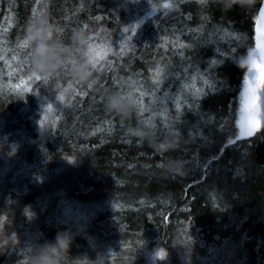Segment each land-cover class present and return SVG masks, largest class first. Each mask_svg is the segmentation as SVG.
Returning <instances> with one entry per match:
<instances>
[{
  "label": "trees",
  "instance_id": "16d2710c",
  "mask_svg": "<svg viewBox=\"0 0 264 264\" xmlns=\"http://www.w3.org/2000/svg\"><path fill=\"white\" fill-rule=\"evenodd\" d=\"M261 2L0 0V264H29L66 228L77 233L66 264H264V128L240 137L248 69L238 66ZM41 17L65 38L88 33L93 86L67 73L33 78L23 41ZM190 44L198 110L181 99L193 82L173 76ZM129 76L145 110L109 113L105 93ZM140 121L179 136V148L162 155L128 135ZM177 157L183 175L165 166Z\"/></svg>",
  "mask_w": 264,
  "mask_h": 264
},
{
  "label": "clouds",
  "instance_id": "9594fccd",
  "mask_svg": "<svg viewBox=\"0 0 264 264\" xmlns=\"http://www.w3.org/2000/svg\"><path fill=\"white\" fill-rule=\"evenodd\" d=\"M225 11L234 7L254 9L261 0H216ZM29 57L31 70L42 77L60 76L64 73L71 75L78 82L88 86L96 83L94 73L96 68L90 58L89 50L91 38L83 29L73 30L65 38L63 30L48 18L41 17L35 20L27 30ZM251 53H241L238 66L247 70L250 65L245 63ZM137 81L131 76L122 81L119 89L107 91L104 96L105 108L109 113L128 117L136 112L140 106L137 95ZM130 136L146 140L158 153L166 154L176 151L180 146V137L169 134L163 138L156 135V125L140 121L128 127ZM166 168L175 175H183L186 171L185 161L180 158H169ZM76 232L66 228L56 233L55 237L45 240L44 243L33 248L29 264H66L71 254Z\"/></svg>",
  "mask_w": 264,
  "mask_h": 264
},
{
  "label": "snow or ice",
  "instance_id": "6c2138e0",
  "mask_svg": "<svg viewBox=\"0 0 264 264\" xmlns=\"http://www.w3.org/2000/svg\"><path fill=\"white\" fill-rule=\"evenodd\" d=\"M201 2L203 3V0H201ZM258 12H259V18L261 19V21H264V6L259 7ZM84 27L87 28L88 26L84 25ZM132 30L134 29H127V28L125 29L126 32L132 31ZM257 33L258 34L256 36V41H257L256 46L251 48L250 58L248 61H245V63H248L250 65L249 79L246 81V83L248 84V87L245 89L244 93L242 94L240 98L241 105H242L240 108V118L241 120L251 118L253 127L256 126V117L264 116V111H261L260 104L258 103L261 100V97L264 96V24H262L261 28L257 29ZM23 45L24 46L28 45L27 39L23 41ZM92 47H93L92 44H90L89 55L94 64V67L97 68L99 61L92 57ZM187 47L193 48L192 56L184 57L183 53L180 54L181 57L183 58V61L178 66V74L176 72H173V76L176 78V83H179L181 80H185V79H189L193 82L191 84L183 83L180 85V92L183 93V96L181 97V99L183 100V103L186 105L187 109H197L198 110L200 99L205 93H204V89L195 87L194 82L196 80V77L191 74L193 71H199V65L196 63L197 53L192 44L187 45ZM257 55H259V60L257 59ZM185 63H186V66H185ZM213 63H215V61H213ZM254 70L258 72V75L256 76L258 83H253V80L251 79V77L255 74ZM157 75L158 76L160 75L159 70L157 71ZM33 78L40 80L41 76L34 75ZM212 79H218V78L212 77ZM159 83H160L159 80L155 81L156 86H159ZM204 83L205 85L210 84L208 75L205 76ZM218 90L219 89L215 87V85L212 86V91L215 92ZM137 91H139V89H137ZM258 92H259V95H258ZM141 95H144V93H142ZM165 95L167 96L168 93H165ZM180 107H181V103L178 100V102L176 103L177 110H179ZM139 109L140 111L145 110V105L142 100H140ZM245 134L251 137L253 135V132L251 129H249L247 133H245L242 129L240 135L243 136ZM262 136H264V133H262ZM29 215L31 214L29 213ZM158 255L163 256L164 253L161 251L160 253H158Z\"/></svg>",
  "mask_w": 264,
  "mask_h": 264
},
{
  "label": "water",
  "instance_id": "95a60500",
  "mask_svg": "<svg viewBox=\"0 0 264 264\" xmlns=\"http://www.w3.org/2000/svg\"><path fill=\"white\" fill-rule=\"evenodd\" d=\"M264 6V0H262L261 2V5L260 7ZM262 24H264V21H261V19L259 18V12L257 14V18H256V21H255V26H254V42H255V45L254 47L256 46V36H257V29L258 28H261ZM257 59L259 60V55H257ZM260 104V109L261 111H264V96L261 97V100L258 102ZM264 116H257L256 117V123L261 120ZM253 127V123H252V119L251 118H248L247 119V124L245 126V129H244V132L247 133V131L249 129H252ZM241 138H247L248 136L245 134L243 136H240Z\"/></svg>",
  "mask_w": 264,
  "mask_h": 264
},
{
  "label": "rangeland",
  "instance_id": "374dc122",
  "mask_svg": "<svg viewBox=\"0 0 264 264\" xmlns=\"http://www.w3.org/2000/svg\"><path fill=\"white\" fill-rule=\"evenodd\" d=\"M254 73L255 74L251 77V79L253 80V83H258L257 78H256V76L258 75V72H256V70H254ZM248 79H249V68H248L246 77H245L244 82H243V87H242L243 89H242L240 98H241L242 94L244 93L245 89L248 87V84L246 83V81ZM258 95H259V92H258ZM241 106H242L241 105V99H239V118H240V108H241ZM247 119L241 120V118H240V122H241V126H242L243 131H244L245 126L247 124ZM263 128H264V117L261 120H259L256 123V126L255 127H252L251 130H252L253 134H255L257 131H260Z\"/></svg>",
  "mask_w": 264,
  "mask_h": 264
}]
</instances>
